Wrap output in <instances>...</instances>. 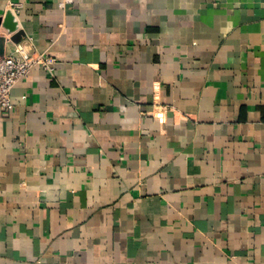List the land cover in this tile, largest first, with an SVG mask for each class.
<instances>
[{"label":"crops","instance_id":"obj_1","mask_svg":"<svg viewBox=\"0 0 264 264\" xmlns=\"http://www.w3.org/2000/svg\"><path fill=\"white\" fill-rule=\"evenodd\" d=\"M14 1L0 264H264V0Z\"/></svg>","mask_w":264,"mask_h":264},{"label":"built area","instance_id":"obj_2","mask_svg":"<svg viewBox=\"0 0 264 264\" xmlns=\"http://www.w3.org/2000/svg\"><path fill=\"white\" fill-rule=\"evenodd\" d=\"M7 8L13 15H17L23 7L20 2L6 0ZM63 7V5H61ZM0 35L2 32L0 31ZM1 38V37H0ZM4 39L3 53H0V111H7L13 107L11 91L23 79H25L34 67H42L50 76H54L56 61L44 53L38 52L32 43V39L26 42L14 44L10 53L5 52V45L10 42V36Z\"/></svg>","mask_w":264,"mask_h":264},{"label":"water","instance_id":"obj_3","mask_svg":"<svg viewBox=\"0 0 264 264\" xmlns=\"http://www.w3.org/2000/svg\"><path fill=\"white\" fill-rule=\"evenodd\" d=\"M2 25V20L0 19V28ZM11 33V32H8ZM25 37V34L22 31H16L15 33H13V35L10 36V42L17 44L19 42L22 41V38ZM3 47H4V39L0 38V53H3Z\"/></svg>","mask_w":264,"mask_h":264}]
</instances>
